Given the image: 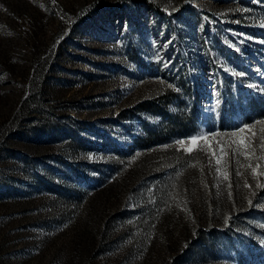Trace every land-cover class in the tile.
Returning a JSON list of instances; mask_svg holds the SVG:
<instances>
[{"label":"rangeland","instance_id":"obj_1","mask_svg":"<svg viewBox=\"0 0 264 264\" xmlns=\"http://www.w3.org/2000/svg\"><path fill=\"white\" fill-rule=\"evenodd\" d=\"M256 59L264 0H0V264H264Z\"/></svg>","mask_w":264,"mask_h":264},{"label":"built area","instance_id":"obj_2","mask_svg":"<svg viewBox=\"0 0 264 264\" xmlns=\"http://www.w3.org/2000/svg\"><path fill=\"white\" fill-rule=\"evenodd\" d=\"M203 65V64H200ZM262 65V66H261ZM251 69L247 67V64L240 65L241 73H243V69L249 70L247 71L249 74H246V72L243 73V75H240V73H230V75H227L224 78V81H221L222 83H232L234 87H236V95L240 96L241 99H243L244 102H241L240 110L238 113L235 114L236 121H245L248 116L251 113V110H254V105L256 103L260 105H264V64L259 60L256 59L255 62L252 63ZM262 67V68H260ZM243 68V69H242ZM238 69V70H239ZM246 76L252 78L253 83L251 86H245L244 88H239V85H241V79ZM216 77V76H215ZM218 77V76H217ZM204 92L202 95V99L205 101L207 100L208 104H204V106H210L211 104H214V102L217 103L216 96L213 95V93L210 91L209 87L207 86V83H205ZM197 88V87H196ZM198 89V88H197ZM226 94V91L222 89V93H220L219 98L221 96L224 97ZM208 108V107H207Z\"/></svg>","mask_w":264,"mask_h":264},{"label":"snow or ice","instance_id":"obj_3","mask_svg":"<svg viewBox=\"0 0 264 264\" xmlns=\"http://www.w3.org/2000/svg\"><path fill=\"white\" fill-rule=\"evenodd\" d=\"M240 75H243V73H240ZM250 127H251V125H243L242 127L238 128L237 131H241L242 132L245 128H250ZM212 135H217V133H212ZM231 135L235 136L236 133L233 132ZM198 139H200V138L196 137V136H193V137L190 138L191 143H193V144H195ZM178 143L183 144L184 142L183 141H178ZM262 147H264V145H262ZM249 203L251 204L252 202L249 201Z\"/></svg>","mask_w":264,"mask_h":264},{"label":"trees","instance_id":"obj_4","mask_svg":"<svg viewBox=\"0 0 264 264\" xmlns=\"http://www.w3.org/2000/svg\"><path fill=\"white\" fill-rule=\"evenodd\" d=\"M254 107H255V113H257L258 115H260V117L262 116V115H264V108H263V106L262 105H260V104H258V103H256L255 105H254ZM263 108V109H262ZM250 117V115L248 116V118ZM247 118V119H248Z\"/></svg>","mask_w":264,"mask_h":264}]
</instances>
